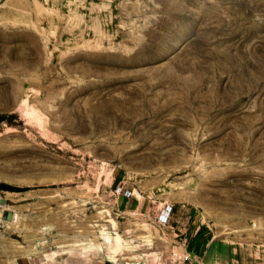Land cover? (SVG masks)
Listing matches in <instances>:
<instances>
[{
    "label": "rangeland",
    "instance_id": "obj_1",
    "mask_svg": "<svg viewBox=\"0 0 264 264\" xmlns=\"http://www.w3.org/2000/svg\"><path fill=\"white\" fill-rule=\"evenodd\" d=\"M0 204V264H264V0H0Z\"/></svg>",
    "mask_w": 264,
    "mask_h": 264
},
{
    "label": "built area",
    "instance_id": "obj_2",
    "mask_svg": "<svg viewBox=\"0 0 264 264\" xmlns=\"http://www.w3.org/2000/svg\"><path fill=\"white\" fill-rule=\"evenodd\" d=\"M170 213H171V210H164L162 212V214L160 215V217H159L160 218V222L166 223L169 220ZM0 220H2L1 217H0ZM169 264H204V263L201 262V261L190 260V261H178V262L174 261V262H171Z\"/></svg>",
    "mask_w": 264,
    "mask_h": 264
},
{
    "label": "water",
    "instance_id": "obj_3",
    "mask_svg": "<svg viewBox=\"0 0 264 264\" xmlns=\"http://www.w3.org/2000/svg\"><path fill=\"white\" fill-rule=\"evenodd\" d=\"M2 216L4 220L12 221L15 217V214L13 211H4Z\"/></svg>",
    "mask_w": 264,
    "mask_h": 264
},
{
    "label": "crops",
    "instance_id": "obj_4",
    "mask_svg": "<svg viewBox=\"0 0 264 264\" xmlns=\"http://www.w3.org/2000/svg\"><path fill=\"white\" fill-rule=\"evenodd\" d=\"M115 183H116V184H121L122 181H121L120 178L118 177V178H116ZM140 207H142V208L144 207V203H143L142 201H139L138 208H140ZM42 264H44V263H42Z\"/></svg>",
    "mask_w": 264,
    "mask_h": 264
},
{
    "label": "bare ground",
    "instance_id": "obj_5",
    "mask_svg": "<svg viewBox=\"0 0 264 264\" xmlns=\"http://www.w3.org/2000/svg\"><path fill=\"white\" fill-rule=\"evenodd\" d=\"M0 209L2 210V209H4V206H2V204H0ZM167 214V213H166Z\"/></svg>",
    "mask_w": 264,
    "mask_h": 264
}]
</instances>
